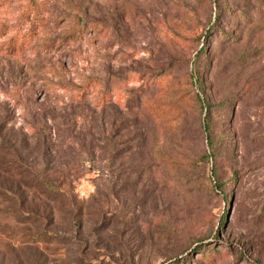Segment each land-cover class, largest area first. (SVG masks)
I'll list each match as a JSON object with an SVG mask.
<instances>
[{
	"label": "rangeland",
	"instance_id": "374dc122",
	"mask_svg": "<svg viewBox=\"0 0 264 264\" xmlns=\"http://www.w3.org/2000/svg\"><path fill=\"white\" fill-rule=\"evenodd\" d=\"M0 187V264H264V0H0Z\"/></svg>",
	"mask_w": 264,
	"mask_h": 264
},
{
	"label": "trees",
	"instance_id": "16d2710c",
	"mask_svg": "<svg viewBox=\"0 0 264 264\" xmlns=\"http://www.w3.org/2000/svg\"><path fill=\"white\" fill-rule=\"evenodd\" d=\"M203 51H204V47H202L198 52H197V56H199L201 53H203ZM196 80H198V77H196ZM198 97H199V99H200V96L198 95ZM208 128V130H209V127H207ZM209 139H208V142H209V146L211 147V148H213L214 147V142H213V138H212V136H211V131H209ZM213 155L211 154V155H209L208 153H205L204 155H203V158H205L206 160H209L210 159V157H212ZM234 177H235V175H234ZM42 181H43V183H45L46 184V186L44 187V188H46L47 189V192L48 193H51L52 195H55L56 196V198L59 196V194H60V189L56 186V185H54L53 184V182H48L44 177H41L40 178ZM14 197V193L11 191V190H9V188H7V189H5V188H2V187H0V199H2V200H4V201H10V200H12V198ZM10 210V209H9ZM24 212V211H23ZM24 214H26V212H24ZM32 214V213H31ZM47 236H49V234L48 233H40L38 236H37V238H41V239H46V238H50V237H47ZM34 237H36V236H34ZM198 248H202V247H200V246H198ZM170 264H175L174 262H171Z\"/></svg>",
	"mask_w": 264,
	"mask_h": 264
}]
</instances>
